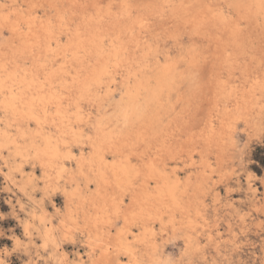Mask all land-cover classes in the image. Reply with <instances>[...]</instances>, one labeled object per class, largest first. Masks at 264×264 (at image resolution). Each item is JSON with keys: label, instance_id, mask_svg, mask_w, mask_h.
<instances>
[{"label": "rangeland", "instance_id": "1", "mask_svg": "<svg viewBox=\"0 0 264 264\" xmlns=\"http://www.w3.org/2000/svg\"><path fill=\"white\" fill-rule=\"evenodd\" d=\"M0 132V264H264V0H0Z\"/></svg>", "mask_w": 264, "mask_h": 264}, {"label": "bare ground", "instance_id": "2", "mask_svg": "<svg viewBox=\"0 0 264 264\" xmlns=\"http://www.w3.org/2000/svg\"><path fill=\"white\" fill-rule=\"evenodd\" d=\"M209 18V17H208ZM137 22V21H136ZM157 27V26H156ZM128 41V40H127ZM131 46V45H130ZM67 62V61H66ZM97 69V68H96ZM90 75V74H89ZM33 114V113H32ZM34 115V114H33ZM29 117V116H28ZM35 117V116H34ZM36 118V117H35ZM35 118H34V120H35ZM30 119V118H29ZM37 120H38V118H37ZM37 120H36V122H37ZM39 122V121H38ZM39 126V125H38ZM1 133V132H0ZM45 139V138H44ZM41 146H42V144H41ZM46 146V145H45ZM139 148V147H138ZM42 149V148H41ZM43 150V149H42ZM39 153H40V151H39ZM38 153V154H39ZM253 158V157H252ZM34 221V220H33ZM27 227V226H26ZM51 230V229H50ZM55 232V231H54ZM42 235L44 236V240H45V238L47 239L48 237H49V235H48V233L46 232V230H43L42 231ZM53 238V237H52ZM53 242V241H52ZM44 244H46V242L44 243ZM60 256V255H59ZM58 256V257H59ZM65 257V256H64ZM59 259V258H58ZM63 260H64V258H63ZM61 263H62V261H61ZM63 263H64V261H63Z\"/></svg>", "mask_w": 264, "mask_h": 264}]
</instances>
